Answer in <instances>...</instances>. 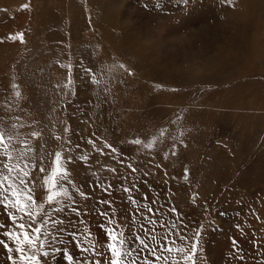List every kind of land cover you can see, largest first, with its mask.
<instances>
[{
  "label": "rangeland",
  "instance_id": "rangeland-1",
  "mask_svg": "<svg viewBox=\"0 0 264 264\" xmlns=\"http://www.w3.org/2000/svg\"><path fill=\"white\" fill-rule=\"evenodd\" d=\"M0 129L30 142L38 203L57 151L89 197L74 195L80 216L59 214L40 264L107 259L100 199L134 244L141 219L121 190L133 185L153 219L189 240L200 231L195 264H264V0H0ZM97 176L110 195L90 186ZM86 230L94 251L77 246Z\"/></svg>",
  "mask_w": 264,
  "mask_h": 264
},
{
  "label": "snow or ice",
  "instance_id": "snow-or-ice-1",
  "mask_svg": "<svg viewBox=\"0 0 264 264\" xmlns=\"http://www.w3.org/2000/svg\"><path fill=\"white\" fill-rule=\"evenodd\" d=\"M27 7L28 5H21V9ZM23 36V33L10 34L8 39L23 42ZM120 68L125 69V65L121 64ZM86 71L91 72V69ZM128 75H132V73L129 71ZM177 118L179 119V117ZM166 134L167 130L165 129L159 135L162 138ZM37 135V133H33L34 137ZM29 143L27 140L21 141V146L17 148L7 131L0 129V207L3 208L8 220V224L0 223V248L7 256L8 264H40V259L48 255L46 251H43L45 239L50 238L51 241L56 239L51 230L57 232L64 230L58 228L59 225L65 223L63 219H60L59 214L70 210L80 216L79 208L75 206L74 195H79L84 199L89 198L69 178V173L64 168V163L70 162L71 158L69 161H63L62 153L57 151L51 161V170L44 178V189L47 193L45 202L38 203L34 198L33 185L30 181L31 171L35 170L36 165L29 155L32 151ZM68 143L71 144V141ZM89 143L93 145L94 151L101 155L106 154L102 148L95 147L94 141L90 140ZM132 143L139 145L141 140L135 139ZM76 147L78 148L79 145ZM105 147L110 152L116 153V149L112 145L105 144ZM145 147L152 149L153 143H148ZM82 159L87 161L89 158L84 156ZM127 167L132 172L137 171L131 164H128ZM108 170L116 172L114 168ZM39 171L41 173L46 171L43 161H41ZM93 175L96 174L93 173ZM185 178H187V171ZM90 186L94 189L99 188L106 195H110L112 191V185L102 182L99 176ZM134 188L135 185L121 189L128 194L127 202L133 206L132 223L136 224L137 217L141 219L139 229L133 232L134 244L129 243L115 214L109 211L112 201L103 199L96 201L99 205H106L109 210L101 209L96 213L104 218L101 227L106 236V244L102 247L105 249L107 259L103 262L97 259L94 264H158V262H162V264H195L198 252L197 238L200 236V231L197 230L189 240V237L177 231L174 222L169 225L167 221L160 223L153 219V216L162 215V213H159L158 209H153L150 204H141L137 201L131 194ZM170 211L175 212L176 210L173 208ZM54 213L57 215L54 216ZM80 222L83 223V221ZM153 225H158L161 229L167 228L168 231L157 233L156 228L152 227ZM98 242V237H93L92 233L87 230L77 237L78 247L87 245L81 248L85 252L94 251ZM153 242H155V246H153ZM178 242L181 245L179 247H177ZM233 243L236 242L233 241ZM163 253L169 255H163ZM173 253L175 255L170 259L169 256ZM94 254L102 255L99 252H94ZM145 254H148L151 259L146 258ZM66 259L71 264L73 257L68 255Z\"/></svg>",
  "mask_w": 264,
  "mask_h": 264
}]
</instances>
